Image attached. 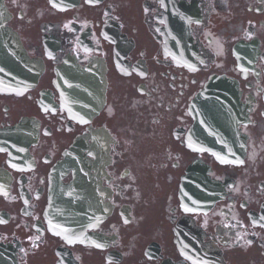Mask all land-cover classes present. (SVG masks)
I'll return each mask as SVG.
<instances>
[{
	"label": "flooded vegetation",
	"instance_id": "af4514ba",
	"mask_svg": "<svg viewBox=\"0 0 264 264\" xmlns=\"http://www.w3.org/2000/svg\"><path fill=\"white\" fill-rule=\"evenodd\" d=\"M3 1L44 63L31 90H0V247L13 264H264V0ZM67 55L105 68L91 120L69 116L52 84ZM213 75L235 81L242 105L224 143L193 130L191 102ZM70 149L91 164L88 244L47 218Z\"/></svg>",
	"mask_w": 264,
	"mask_h": 264
},
{
	"label": "water",
	"instance_id": "95a60500",
	"mask_svg": "<svg viewBox=\"0 0 264 264\" xmlns=\"http://www.w3.org/2000/svg\"><path fill=\"white\" fill-rule=\"evenodd\" d=\"M1 10L2 2L0 0V69H2L0 80L7 79V81L15 84L20 81L33 80L35 64L27 57L17 37L4 26ZM58 79L59 87L68 100L78 98V100L92 103L93 101L96 102L97 96H101L100 84L97 79L89 74L88 69H82L72 59L61 66L60 71H58ZM86 84L91 85L89 89L84 86ZM95 91L100 93L96 96ZM96 108L95 106L94 109ZM207 112L213 115L212 121H217L210 109Z\"/></svg>",
	"mask_w": 264,
	"mask_h": 264
},
{
	"label": "snow or ice",
	"instance_id": "6c2138e0",
	"mask_svg": "<svg viewBox=\"0 0 264 264\" xmlns=\"http://www.w3.org/2000/svg\"><path fill=\"white\" fill-rule=\"evenodd\" d=\"M0 71H2V69H0ZM202 150V149H201ZM221 159V162L222 163H233V164H243V160H235V161H231V160H226V159H223V158H220ZM186 211H190V209H185ZM262 219H264V217H262ZM2 222V221H0ZM69 243H71L72 241L69 240L68 241ZM97 247H101V245H97Z\"/></svg>",
	"mask_w": 264,
	"mask_h": 264
}]
</instances>
